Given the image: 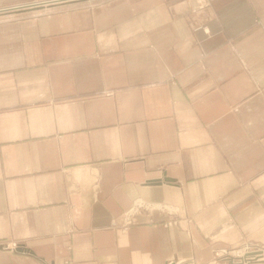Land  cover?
Masks as SVG:
<instances>
[{
    "label": "crops",
    "instance_id": "obj_1",
    "mask_svg": "<svg viewBox=\"0 0 264 264\" xmlns=\"http://www.w3.org/2000/svg\"><path fill=\"white\" fill-rule=\"evenodd\" d=\"M36 1L0 0V264H264V0Z\"/></svg>",
    "mask_w": 264,
    "mask_h": 264
},
{
    "label": "bare ground",
    "instance_id": "obj_2",
    "mask_svg": "<svg viewBox=\"0 0 264 264\" xmlns=\"http://www.w3.org/2000/svg\"><path fill=\"white\" fill-rule=\"evenodd\" d=\"M48 1V0H47ZM58 1H64V0H49V2H55V3H49V2H45V1H41V2H44V3H49L48 5H54L57 3H59ZM72 1H76V0H66L64 2H72ZM35 4V5H34ZM40 4L38 2H31V3H26V4H23L20 6V8H22V10H26V9H30V8H33V7H37V5ZM45 5V4H44ZM46 6V5H45ZM17 8V7H16ZM12 9V8H11ZM19 9V8H17ZM146 202V201H144ZM143 202V203H144ZM138 204V203H137ZM136 204V205H137ZM165 206V205H164ZM167 207V206H166ZM173 207V206H171ZM137 209V208H136ZM140 209V208H139ZM145 209V208H144ZM168 209V208H167ZM174 209H177V208H174ZM135 211V210H134ZM133 211V212H134ZM138 211V210H137ZM151 211V210H150ZM168 211V210H167ZM154 212V211H153ZM173 212V210H172ZM175 212V211H174ZM177 212V211H176ZM128 213V212H127ZM139 213V212H138ZM131 214V213H130ZM134 214V213H133ZM136 215V214H135ZM153 215V214H152ZM127 219V218H126ZM133 219V218H132ZM126 222V220H125ZM129 224V223H128ZM14 245V244H13ZM16 248V246H15ZM226 251H229V250H226ZM239 251V250H238ZM238 251H234L235 252V255H236V258H233L232 260H234L235 262H239V260H242V261H246L248 259H251V258H255V259H262V254L257 256V254H255V251L256 250H251L250 248L248 249V247H246L245 249H242L240 250L239 252ZM231 253V251H229ZM229 253V254H230ZM264 253V252H263ZM241 258V259H239ZM168 264H174V261L172 260L171 262H168Z\"/></svg>",
    "mask_w": 264,
    "mask_h": 264
},
{
    "label": "rangeland",
    "instance_id": "obj_3",
    "mask_svg": "<svg viewBox=\"0 0 264 264\" xmlns=\"http://www.w3.org/2000/svg\"><path fill=\"white\" fill-rule=\"evenodd\" d=\"M43 1H45V2H49V0L47 1V0H43ZM36 2H38V3H42V4H38L37 6H45L44 5V2H41V1H36ZM64 2V1H63ZM76 5V6H83L84 4H85V1H82L81 0V2H75V3H73V5ZM48 6V5H47ZM47 6H45V7H47ZM52 6H54V5H52ZM13 7H15L14 5H10V6H8V7H2V8H0V11H6V10H8L9 11V9H11V8H13ZM166 211H167V209H166ZM167 213H169V214H172L173 212L172 211H167ZM170 223V222H169ZM171 224V223H170ZM246 247H248V249L250 248L249 247V244L247 245V244H242V245H236V246H232V247H227V248H224V249H226V250H229V251H231V253L229 252V251H226L225 250V255H228V256H231L232 258H236V255H235V252L234 251H238V250H242V249H245ZM230 253V254H229Z\"/></svg>",
    "mask_w": 264,
    "mask_h": 264
},
{
    "label": "built area",
    "instance_id": "obj_4",
    "mask_svg": "<svg viewBox=\"0 0 264 264\" xmlns=\"http://www.w3.org/2000/svg\"><path fill=\"white\" fill-rule=\"evenodd\" d=\"M139 206L141 207H146L148 209H158V210H166V207L163 206L161 203H155V202H148V203H143V202H140ZM170 211H172L171 209H169ZM17 246V245H15ZM240 251V250H239ZM238 251V252H239Z\"/></svg>",
    "mask_w": 264,
    "mask_h": 264
},
{
    "label": "water",
    "instance_id": "obj_5",
    "mask_svg": "<svg viewBox=\"0 0 264 264\" xmlns=\"http://www.w3.org/2000/svg\"><path fill=\"white\" fill-rule=\"evenodd\" d=\"M151 182H154V183H161V182H162V179H155V180H153V181H151ZM229 263H230V264H236V262H235L234 260H230Z\"/></svg>",
    "mask_w": 264,
    "mask_h": 264
}]
</instances>
